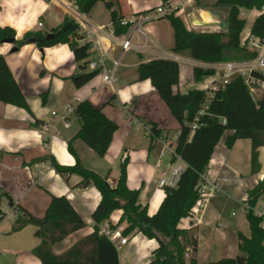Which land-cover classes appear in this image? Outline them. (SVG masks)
<instances>
[{
	"label": "crops",
	"instance_id": "crops-1",
	"mask_svg": "<svg viewBox=\"0 0 264 264\" xmlns=\"http://www.w3.org/2000/svg\"><path fill=\"white\" fill-rule=\"evenodd\" d=\"M62 1L68 0H0V26L14 28L17 40L23 39L28 32L52 33L66 16H71L69 7ZM215 1L167 0L165 5L177 11L176 15L190 31L208 29L210 32H221L218 27L196 26L191 20L192 16L197 20H207L202 14V10L207 8L224 13L228 19L226 11L213 6ZM164 3L163 0H120L125 18L156 9ZM75 7L76 4L70 8ZM92 11L85 15L90 23L99 28L112 29L110 10L108 20L104 21L94 20ZM247 12L253 15V20L249 28L247 24L242 42L250 34L253 21L260 16L257 10H242V17L247 19ZM144 29L146 36L134 35L136 44L141 48L139 51L123 54L116 44L105 40L110 55L122 61L116 83L118 87L116 84L114 87L104 85L99 76L81 88L75 87L73 78L82 71L67 44L40 48L30 42L16 52H13V43L0 45V56L6 59L30 108L28 111L0 99V188L12 199L4 198L2 202L6 215L0 223V251L5 254L1 264H41L33 252L41 243L35 235L36 227L28 224L14 231V226L20 216L27 214L44 218L53 197H66L86 224L83 229L55 244L53 250L56 254L65 253L94 232L92 215L102 199L100 191L93 186L80 188L82 178L79 175L62 176L52 166V159L63 166L77 163L68 149V143L81 127L75 113L79 102L89 101L118 125L104 157H99L81 140L73 142L81 164L107 178L109 184L115 187L121 165L127 159L128 188L140 191L138 203L147 207L150 216L157 213L165 198L164 188L159 186L160 179H170L176 165L186 167L184 161L173 162L170 155L159 160L162 146L158 143L152 145L150 137L139 125L140 122L147 126L156 123L173 147L176 146L180 136L179 124L170 115L151 81H140L138 74L141 63L174 54V29L167 18L149 22ZM174 55L180 60V83L174 88L176 92L186 93L197 88L199 83L194 81L193 75L195 67L214 70V63H204L188 55ZM69 105L74 109L67 114L66 107ZM64 119L70 120L69 128L64 126ZM230 135L232 132H226L217 145L205 175L206 182L217 184L220 190L193 216L182 219L179 224V229L194 233L198 241L199 264L204 254L209 255V260L217 261L238 256V235L251 236L246 200L249 191L264 180V147L258 149L260 168L253 171L251 140H238L229 149L226 139ZM256 210H264V196ZM122 213V210L114 211L101 229L116 226ZM123 228L124 225L118 226L116 231L121 233ZM127 238L128 243L119 249L120 264H149L159 247L158 241L148 239L139 232ZM114 244L118 248V242ZM231 253L235 256H229ZM191 254L190 251L187 256Z\"/></svg>",
	"mask_w": 264,
	"mask_h": 264
},
{
	"label": "trees",
	"instance_id": "trees-1",
	"mask_svg": "<svg viewBox=\"0 0 264 264\" xmlns=\"http://www.w3.org/2000/svg\"><path fill=\"white\" fill-rule=\"evenodd\" d=\"M163 1L167 4V0ZM98 2H105L110 10L116 36L126 35L131 25L122 24L125 15L120 0H75L78 10L85 15H88ZM213 6L227 12V32L190 31L176 15L177 11L165 17L174 29L175 45L172 52L188 55L204 63L254 58L255 54L242 45V34L247 26V19L242 17V10L260 11L263 9L264 0H216ZM252 24L250 34L260 40L264 39V13ZM50 34L53 36L49 38ZM16 37L14 28L0 26V45L11 42L17 50L30 42L36 43L40 48L69 45L82 71L73 78L77 88L85 86L99 75L98 70L88 69L93 52L89 44L82 43L80 26L71 16H66L64 22L53 29L52 33L28 32L21 40ZM138 74L140 81H151L170 115L179 124L180 136L175 152L186 164L184 172L175 186L164 187L165 198L157 213L150 216L147 207L138 203L140 191L128 188L127 159L121 165L120 177L115 187L109 184L107 178L81 164L73 142L81 140L99 157H104L118 125L89 101L79 102L75 113L81 127L74 139L68 143V149L76 157L77 163L74 166H63L52 159V166L62 176L79 175L82 178L79 187H96L102 199L92 215L94 232L60 255L53 250L55 244L86 226L66 197H53L42 219L26 213L25 217L20 216L16 220L14 231L21 230L28 224L36 227L35 235L41 243L33 252L41 264H120L119 249L107 235L101 234V226L110 220L116 210H122L123 213L118 224L111 226L112 232H115L118 226L124 225L121 231L124 237L139 232L148 239L158 241L159 247L154 251V257L149 264H199L198 241L194 233L179 229V224L182 219L195 214L201 183L224 134L232 132L226 139L229 149H232L238 140H251L252 169L257 171L260 168L258 149L264 147V101H253L243 78L234 77L224 88L212 94L199 89L181 93L174 90L180 83V65L175 60L161 58L141 63ZM214 74V70L201 67H195L193 71L196 83H201ZM0 99L6 104L30 110L27 99L3 56H0ZM195 122L198 127L193 131L192 124ZM151 126L154 136L150 139L154 145L157 143L155 137L162 136L163 130L156 123ZM175 161L173 157V162ZM263 196L264 180L249 191L246 200V217L250 224L251 236L248 238L241 233L238 235V247L244 255L224 258L209 264H264V218L256 214L257 204ZM4 198L12 200L9 193L0 188V223L5 217L2 209ZM11 202L13 204V201ZM190 251L192 254L188 257Z\"/></svg>",
	"mask_w": 264,
	"mask_h": 264
},
{
	"label": "built area",
	"instance_id": "built-area-1",
	"mask_svg": "<svg viewBox=\"0 0 264 264\" xmlns=\"http://www.w3.org/2000/svg\"><path fill=\"white\" fill-rule=\"evenodd\" d=\"M64 5L69 7L71 11V17L79 24L80 34L83 36L82 43L90 45V49L93 52V56L88 64L90 71H99V77L104 85L114 87L118 81L119 69L122 65L121 58H113L109 53V46L106 45L105 40H108L112 44H116L122 51L123 54L128 51H139L141 48L136 44L134 35L139 33L141 36H146L144 29L145 25L152 21H157L161 18H165L172 14L173 11L168 5H161L156 9H148L142 12H138L129 18L122 20L123 25H131L129 32L121 37L116 36L113 26L109 28H99L90 23L85 14L81 13L77 6L75 9H71L75 5V0L62 1ZM260 14L264 13L263 9L259 11ZM248 51L255 54L254 58L230 60L226 62L214 63L215 74L207 77L203 82L199 83L196 89L210 92V94L218 91L220 88H224L230 81L239 76L243 78L246 86L248 87L251 97L255 103L264 101V39L248 34V36L242 42ZM165 59L180 61L174 54H165L162 56ZM73 106L69 105L66 107L67 114L73 112ZM202 114L204 111L201 112ZM56 115V112L52 113ZM145 130V134L148 137L154 136L152 126L144 125L139 123ZM64 126L70 127V120L64 119ZM198 123L192 124V130H196ZM156 142L162 146V152L159 156V160L163 157L170 155L176 159V162H183L181 156L176 154L175 147L171 141L164 135L155 137ZM186 167L175 166L172 170L170 179L161 178L159 186L164 188L166 186H175L180 179L181 174L184 172ZM220 190L217 184L204 181L201 183L199 194L200 198L196 205L195 211L202 208L209 200ZM248 208V206H247ZM5 213V212H4ZM256 214L264 218V210H256ZM6 215V213H5ZM101 234L107 235L113 243L118 242V249L128 243V238L121 235L120 232H112L110 229L101 230ZM4 252L0 251V264L4 257Z\"/></svg>",
	"mask_w": 264,
	"mask_h": 264
},
{
	"label": "water",
	"instance_id": "water-1",
	"mask_svg": "<svg viewBox=\"0 0 264 264\" xmlns=\"http://www.w3.org/2000/svg\"><path fill=\"white\" fill-rule=\"evenodd\" d=\"M202 14L206 16L207 20H197L192 16L191 20L196 26L218 27L221 32H227L229 30V21L224 13L211 8H207L202 10ZM52 36L53 34H50L49 38ZM16 51L17 48H14L13 52Z\"/></svg>",
	"mask_w": 264,
	"mask_h": 264
},
{
	"label": "rangeland",
	"instance_id": "rangeland-1",
	"mask_svg": "<svg viewBox=\"0 0 264 264\" xmlns=\"http://www.w3.org/2000/svg\"><path fill=\"white\" fill-rule=\"evenodd\" d=\"M108 12L109 11H108L107 7L105 6V4L103 2H100L94 7L91 17L94 20H102V21L108 20ZM245 17H247V24H248V28H249V26L251 25V22L253 20L252 19L253 15L251 13L247 12V16H245ZM210 31L211 30H208V29L199 30V32H210ZM116 87H118V84H116ZM123 252H124V250H123ZM236 254L244 255L243 252L238 251V250H237ZM208 256H209L208 254H204L203 258L201 259V264H208L209 262L217 261V259L209 260ZM229 256L234 257L235 255H233V253H231V255H229Z\"/></svg>",
	"mask_w": 264,
	"mask_h": 264
}]
</instances>
